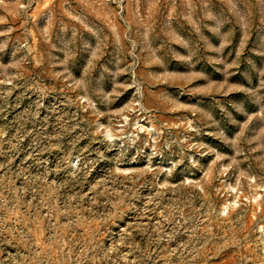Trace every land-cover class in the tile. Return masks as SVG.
I'll return each instance as SVG.
<instances>
[{"label":"rangeland","instance_id":"374dc122","mask_svg":"<svg viewBox=\"0 0 264 264\" xmlns=\"http://www.w3.org/2000/svg\"><path fill=\"white\" fill-rule=\"evenodd\" d=\"M0 264H264V0H0Z\"/></svg>","mask_w":264,"mask_h":264}]
</instances>
